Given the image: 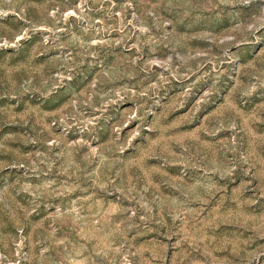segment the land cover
Listing matches in <instances>:
<instances>
[{
	"label": "rangeland",
	"instance_id": "374dc122",
	"mask_svg": "<svg viewBox=\"0 0 264 264\" xmlns=\"http://www.w3.org/2000/svg\"><path fill=\"white\" fill-rule=\"evenodd\" d=\"M0 264H264V0H0Z\"/></svg>",
	"mask_w": 264,
	"mask_h": 264
}]
</instances>
